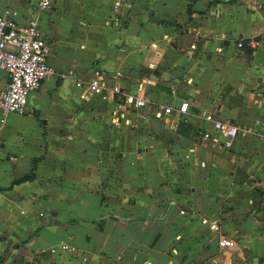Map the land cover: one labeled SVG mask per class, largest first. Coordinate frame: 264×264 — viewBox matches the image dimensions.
Masks as SVG:
<instances>
[{
	"label": "crops",
	"instance_id": "0c3cea01",
	"mask_svg": "<svg viewBox=\"0 0 264 264\" xmlns=\"http://www.w3.org/2000/svg\"><path fill=\"white\" fill-rule=\"evenodd\" d=\"M35 6L0 0L37 19L52 71L0 130V264H264V0ZM96 73L150 103L113 122ZM204 113L238 128L229 147Z\"/></svg>",
	"mask_w": 264,
	"mask_h": 264
},
{
	"label": "built area",
	"instance_id": "2783aa9c",
	"mask_svg": "<svg viewBox=\"0 0 264 264\" xmlns=\"http://www.w3.org/2000/svg\"><path fill=\"white\" fill-rule=\"evenodd\" d=\"M51 6L52 0H36L35 11L46 12ZM117 11L118 8L115 7L114 12ZM12 16V11L8 9L0 12V71L8 74L6 86L0 92V130L9 116L26 114L29 94L37 90L52 75L48 64L50 46L43 38L37 19L31 18L25 24H18ZM248 45L254 48L264 46V37L250 39ZM237 47L242 48L243 42L237 44ZM146 83L150 84V81L147 80ZM87 89L90 94L111 104L112 120L116 123L126 122L127 113L143 109L150 103L149 99L139 94L129 95L111 89L107 78L99 73L87 83ZM188 111L189 104L184 101L177 109L163 107L157 116L169 117L172 112L186 115ZM203 118L215 132L227 140L225 146L229 147L230 141L238 134V128L218 120L212 113H204ZM177 126L174 124L173 128ZM203 138L210 140L211 136L204 133ZM219 243L224 248H236L234 241L223 237L219 238ZM60 249L62 252L70 250L66 243H62Z\"/></svg>",
	"mask_w": 264,
	"mask_h": 264
},
{
	"label": "trees",
	"instance_id": "16d2710c",
	"mask_svg": "<svg viewBox=\"0 0 264 264\" xmlns=\"http://www.w3.org/2000/svg\"><path fill=\"white\" fill-rule=\"evenodd\" d=\"M42 161V158H38V159H33L31 162V168H32V172L25 175L24 177H22L21 179L15 181L13 184L17 185L23 182H27V181H32L34 179V174H33V170H35L37 164Z\"/></svg>",
	"mask_w": 264,
	"mask_h": 264
}]
</instances>
